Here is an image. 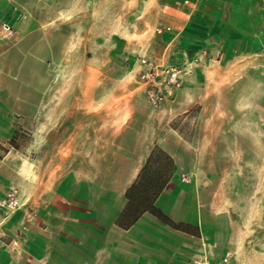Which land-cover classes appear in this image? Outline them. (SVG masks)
<instances>
[{
  "label": "crops",
  "instance_id": "crops-1",
  "mask_svg": "<svg viewBox=\"0 0 264 264\" xmlns=\"http://www.w3.org/2000/svg\"><path fill=\"white\" fill-rule=\"evenodd\" d=\"M57 1L63 3L54 15L73 11L74 20L56 23L43 2L49 18L32 28L36 3L0 0V22L12 24L25 40L42 32L43 60L28 56L33 62H74L67 54H50L51 33L58 27L64 32L66 53L72 40L82 45V18L98 16L100 4L117 1L123 15L131 12V0ZM144 1H151L149 7L140 2L138 13L153 16L152 27L163 24L150 38L170 47L178 61L188 63L198 53L207 70L257 59L264 0ZM59 75L73 87H44L28 100L33 151L25 175L18 174L19 164L11 166L17 173L12 182L27 204L0 223L6 234L0 264H146V257H162L150 264H186L187 256L210 255L214 240L235 248L245 264L248 253L264 264V248L251 249L255 237L239 239L240 205L232 206L224 183L211 191L201 178L198 122L189 121L204 106L200 71L188 73L175 96L157 108L143 92L115 88L109 72ZM218 78L229 77L220 72ZM2 190L0 181V195ZM26 207L35 214L26 215Z\"/></svg>",
  "mask_w": 264,
  "mask_h": 264
},
{
  "label": "rangeland",
  "instance_id": "rangeland-1",
  "mask_svg": "<svg viewBox=\"0 0 264 264\" xmlns=\"http://www.w3.org/2000/svg\"><path fill=\"white\" fill-rule=\"evenodd\" d=\"M23 2L37 4L33 11H30L32 28H36L40 22L49 18L43 12L45 9L43 2H46L44 5H49L51 11L49 16L56 19V23L66 24L75 18L71 14L73 11L66 16L54 15V8L59 7V3L63 1L23 0ZM130 2V15H123L122 5L117 1L112 7H102L100 1L98 16L92 18L86 14L82 18L81 35L86 37V40L82 41V45L79 40H72L67 53L63 47L64 40L62 41L64 32L59 31L58 27L51 33L50 54L56 58L63 54L73 57L74 62L69 64L39 62L43 60L42 32L31 33V37L25 40L24 34L17 33L12 24L0 22V181L3 185L0 197L10 187L18 190L16 184L12 182L13 174L17 173L11 166L19 164L18 174L25 175L26 158L33 151L32 136L28 130L32 125L28 100L36 98L35 94L44 87H73L72 80L67 82L60 79L64 77L59 75L60 71L63 74L69 73L72 78L85 72H109L115 78V88H127L139 93L143 92L140 74L144 64L141 59H158L164 53L170 61L180 66L187 65L184 81L188 73L194 71H200L205 77V80L201 81V87L206 95L203 109L201 112H192L189 117L190 124L198 122L199 127L198 136L201 139L199 148L204 161V168L200 172L201 178L211 191H218L220 181L221 184L224 183L223 193L232 206L235 203L237 206L240 205L236 208L242 216L239 239L255 237L251 249L254 253L255 250L263 249L264 30L261 29L264 26L260 24L258 42L253 48V55L257 59L253 60V63L248 58L242 66L230 64L225 69L216 66L206 70L200 54L192 53L191 61L182 63L177 60L178 56L171 52L170 47L165 49L159 40L150 38V34L155 35L157 28L163 24L152 27L154 17L138 12L140 2L144 7H149L151 1ZM4 24L12 27V34H5ZM74 34L75 32L69 33ZM79 35L80 33H77L76 36ZM11 49L14 50L10 52ZM28 56H34L39 61L33 62ZM110 56L114 59L109 61L107 59ZM220 72H226L229 78L220 80L218 78ZM35 148L41 150L42 145H35ZM18 195L20 200H25L19 191ZM3 215L0 211V220ZM4 236L6 234L0 229V238ZM216 243L218 241H212L210 255L187 256L186 264H245L243 259L240 261V257H236L239 252H236L235 248L218 246ZM250 254L248 253L246 257L249 263L260 262L256 255ZM146 258V264H150L156 262L155 259L160 262L162 257Z\"/></svg>",
  "mask_w": 264,
  "mask_h": 264
},
{
  "label": "built area",
  "instance_id": "built-area-1",
  "mask_svg": "<svg viewBox=\"0 0 264 264\" xmlns=\"http://www.w3.org/2000/svg\"><path fill=\"white\" fill-rule=\"evenodd\" d=\"M3 28L6 35L12 34L13 29L10 25L4 24ZM157 31L160 32L161 27H158ZM141 61L144 68L140 74V82L143 84L145 99L150 107L157 108L166 100L172 99L176 91L182 87L187 65L180 66L170 61L164 53L158 59L142 58ZM26 204L27 200H20L18 190L10 187L0 197V211L4 214L0 223L17 209L25 207ZM25 214L32 216L35 213L26 207Z\"/></svg>",
  "mask_w": 264,
  "mask_h": 264
}]
</instances>
